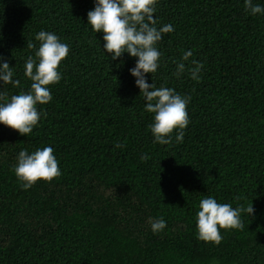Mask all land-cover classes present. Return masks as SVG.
Here are the masks:
<instances>
[{"label":"trees","instance_id":"obj_1","mask_svg":"<svg viewBox=\"0 0 264 264\" xmlns=\"http://www.w3.org/2000/svg\"><path fill=\"white\" fill-rule=\"evenodd\" d=\"M95 3L0 0V64L20 81H0L8 101L31 88L25 62L36 59L40 31L70 49L33 131L0 123V264H264V13L246 11L245 0H157V28L174 30L157 42L159 67L146 81L191 97L187 128L161 145L129 71L138 57L104 51V33L88 24ZM193 60L203 64L199 80ZM44 147L61 175L25 190L19 152ZM205 197L255 211L241 214L242 230L220 229L219 245L204 242L196 214ZM149 217L166 228L154 234Z\"/></svg>","mask_w":264,"mask_h":264},{"label":"clouds","instance_id":"obj_2","mask_svg":"<svg viewBox=\"0 0 264 264\" xmlns=\"http://www.w3.org/2000/svg\"><path fill=\"white\" fill-rule=\"evenodd\" d=\"M156 3L157 0H96L95 7L87 13V18L94 32L104 33L103 49L112 54L113 60L125 52L138 57L135 67L129 71L136 78V86L146 101L145 111L154 114V122L149 125L154 143L167 145L172 142L170 134L174 129H186L190 123L186 108L191 97L146 81L145 74L155 73L159 67L158 61L162 53L156 47L157 42L162 40L164 33L174 30L171 24L157 28V20L153 18ZM245 9L252 15L264 13V7L254 4L253 0H245ZM35 39L40 42L35 52L36 59L29 56L25 62V76L32 81L30 90L12 95L10 101L6 93L0 92V101H5L0 103V123L17 130L21 135L31 133L40 120L41 113L37 110V105L47 104L52 99L48 86L62 79L58 67L70 50L52 32L42 30ZM27 46L34 47L31 42ZM190 56L192 52L188 51L182 60L186 61ZM191 64L193 67L188 68V72L192 79L199 80L203 64L195 60ZM184 71L185 64L178 63L175 75L180 76ZM13 75V68L6 61L0 64V81L18 86L20 81L13 80ZM183 138V131L175 136L178 143H182ZM115 147L123 145L117 143ZM53 152L52 147L38 148L31 154L27 149L19 152L14 172L22 181L23 189H30L38 180L50 182L61 175ZM148 158L147 155L141 156V160L146 161ZM254 211L252 203L248 207L240 205L233 208L230 203H218L215 198L205 197L200 201L196 214L198 239L219 245L223 239L220 229L242 230L244 224L241 214L247 213L250 217ZM148 223L154 234L167 226L162 217H149Z\"/></svg>","mask_w":264,"mask_h":264}]
</instances>
